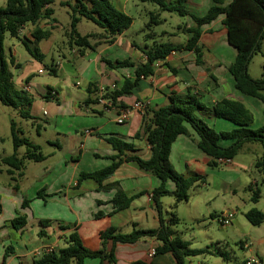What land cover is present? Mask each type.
<instances>
[{"label":"crops","instance_id":"1","mask_svg":"<svg viewBox=\"0 0 264 264\" xmlns=\"http://www.w3.org/2000/svg\"><path fill=\"white\" fill-rule=\"evenodd\" d=\"M185 5L192 14L204 16L213 3L211 0H186ZM122 9L121 11L127 13L125 5ZM224 18L225 16H221L203 27L200 44L203 46L205 65H198L196 56L191 51L173 52L167 60L155 63L153 76L139 81L129 94L115 103L105 99L104 93L112 91L113 85H116V89L121 88L127 78L134 80L135 68H111L104 60H130L139 65H143L148 60L140 50L141 47L125 39L126 32L117 37L113 44H101L97 50H88L83 56L80 55L79 49L71 48L68 43L69 50L59 48L56 52L59 57L52 59L48 72L51 73L50 68L55 70L56 78L62 72L64 78L60 81L51 83V81L38 80L37 76L42 74L39 72L40 68L35 67V73L27 71L18 77L17 81L14 79L15 84L20 88L25 83L29 85L31 89L29 94L32 96L34 92L39 93L40 99L34 101L32 108L37 107L40 112L43 110V114L48 112L49 115L53 111H55L53 114H60L62 110L68 109L72 117L78 118L79 122L68 129L55 127L54 131L59 136L55 146L59 152L66 151V153L59 160L51 162L48 156L45 161L39 162V165L44 164L43 168L39 174L36 171L33 177L35 183L29 188L26 189L24 183L25 180H29L27 160L21 170L23 176L17 183L12 181L8 173L9 168L0 169L1 174L5 171L11 178L10 183L0 182V264H4L6 250L9 251V256L5 264H33L44 252L60 251L68 246L69 236L76 231L85 246L96 251L101 248L100 233L109 226L117 229L121 234L141 229L156 230L160 227L151 192L159 188L162 182L155 175L139 169L135 162L124 163L114 176L105 182V184H119L129 196L144 192L128 209L114 213L115 207L112 203L116 194L114 189H99V184L91 179L78 185L81 172H95L112 163L110 157L116 152L107 141L111 135L134 143L135 150L132 154L144 159L150 158L151 146L147 141L144 138L134 139L143 123V113L134 111L127 124L117 123L119 111L131 107L136 101L147 102L149 107H160L168 104L172 95L185 97L189 94H198L205 106L212 109L219 100L227 98L243 102L254 116L255 113L263 115L261 120L255 119L254 129L264 125V103L260 99L246 96L234 86L235 80L230 69L236 62L238 52L228 44L227 29L222 24ZM160 21L163 24L166 19ZM57 22L53 24L52 35L39 44L45 56L55 55L53 39L57 35L55 32L60 29L59 21ZM51 24L50 20H43L37 26L30 24L21 31L20 37L33 41L31 34L38 26L48 29ZM192 26L191 17H187L184 29L188 30ZM186 33L189 40L190 34L187 31ZM163 36L171 38L175 35L165 32ZM13 39L18 40L15 37ZM187 40L178 43L168 40L167 43L185 44ZM12 64L15 67L21 66L16 58ZM75 77H78L76 81L73 80ZM90 85L98 90L95 96H90L88 93ZM72 87L76 88L75 91ZM49 88L53 90L51 93ZM47 96L49 98H46ZM90 97L93 100L86 103ZM197 115L206 123L207 120L213 121L214 128L219 132H228L237 128V125L230 121L207 115L202 111L197 112ZM60 126L63 124L60 123ZM38 127L41 128L42 125ZM188 128L190 135L178 136L174 142L170 162L180 174L192 172L201 175L209 169L210 158L199 149L198 134L191 127ZM88 129L92 131L91 134H86L85 131ZM60 138H63V141ZM220 144L229 147L233 144V140L222 139ZM254 146L246 145L242 151L244 154H252ZM52 156L56 157L55 153ZM255 161L256 159L252 160L253 164ZM226 165H230L233 170L243 169L235 159L231 160V164ZM17 176L18 173L15 174V177ZM17 184L19 189L14 188ZM167 187L170 191L176 189L173 181H169ZM26 199L33 201L28 208L23 207ZM260 210L264 212V209ZM18 212L27 216L28 223L25 227L16 228L12 222L18 216ZM100 212L103 216L96 218V214ZM42 221L51 223L43 225ZM65 226L71 228L64 229ZM262 226L264 227V223L258 228ZM160 246L161 243L154 238H146L136 244L120 243L116 247V264H133L137 261L177 264L170 253L150 256L151 251L157 252ZM241 247L252 250V240L245 238L241 242ZM109 249H112V244H109ZM258 256L264 262V258L259 254ZM86 264L109 263L100 259H87Z\"/></svg>","mask_w":264,"mask_h":264},{"label":"trees","instance_id":"2","mask_svg":"<svg viewBox=\"0 0 264 264\" xmlns=\"http://www.w3.org/2000/svg\"><path fill=\"white\" fill-rule=\"evenodd\" d=\"M89 5L79 2L72 7L70 31L67 34L68 45L71 48L79 49L83 56L88 50H97L101 44L111 45L117 37L122 36L134 22L133 17L120 11L115 7L111 0H88ZM213 5L204 16L192 14L186 7V0H141L143 3H155L161 6L165 12L177 13L187 18L191 17L193 26L186 30L190 34V39L185 44L159 43L151 48L140 49L146 56V63L136 64L130 60L106 61L111 68H135V79L127 78L121 88L104 93L105 99L117 102L120 98L129 94L143 78H149L155 74L154 66L158 61L167 60L173 52L191 51L195 54L197 64L205 65L203 60V46L200 40L203 35V27L211 24L221 16H225L222 24L227 29L228 44L238 52L236 62L231 67V72L235 80V88L248 97L260 99L264 103V67L263 75L260 79H253L249 74V66L254 56L262 50L264 44V0H211ZM56 0H6V6L0 7V103L9 108L19 111L24 119L35 120L31 114L35 97L28 91L18 87L14 82V73L9 69L5 59L4 35L10 32L11 37L23 41L32 57L39 62L43 61L44 54L39 48L41 41L48 39L52 35L53 24L58 23L54 18V7ZM66 2V6H69ZM82 19L93 22L104 30V34L90 33L82 35L78 31V26ZM152 19H157L153 16ZM43 20H50L51 27L48 29L39 26L31 34L33 41L22 39L20 33L28 25H39ZM161 21L158 20L157 23ZM95 41L94 43H92ZM139 48V47H138ZM15 58L12 56V63ZM52 75L55 70L50 68ZM53 91L49 88V93ZM90 96H95L98 90L93 85L88 88ZM46 98H49L47 96ZM92 97L88 102L92 101ZM98 101V100H97ZM202 111L207 115L222 118L237 125V128L228 132H217L215 129L202 120L197 112ZM255 116L246 108L243 102L223 98L219 100L212 109H208L202 102L198 94H189L185 97L172 95L169 97L168 104L164 106L148 107L143 114V123L134 139H145L151 146V156L144 159L132 154L135 144L126 142L123 139L111 135L107 141L116 152L110 159L112 163L95 172H81L78 178V185L83 181L91 179L99 184V189H114L116 194L112 200L115 207L114 213L128 209L133 201L142 196L144 192L129 196L119 184H105L116 171L126 162H135L139 169L155 175L161 180L159 188L151 192L152 200L155 203L160 227L156 230H135L128 234L118 233V230L109 226L100 233L101 248L93 251L85 246L78 232H73L68 238V246L60 251L44 252L33 264H86L87 259H100L102 262L108 261L109 264H116V247L118 244H136L146 238H154L161 243L157 248V255L172 254L177 264H185V257L198 256L201 252L190 249L188 242L174 236L173 225H177L179 220L175 212L166 221L163 215L164 206L162 199L165 196L175 198V208L182 202H188L190 192L198 186L205 184V177L195 174L193 177L185 178L180 175L170 162L171 148L174 142L181 135H190L191 127L199 136L198 146L201 151L210 158L209 167L217 168L219 160H233L246 145L259 143L263 146L261 156L255 161V168L261 176L264 185V125L254 129ZM11 131L13 136L14 154L4 157L3 162L9 168L8 173L12 181L16 182L23 176L21 170L25 166V161L43 162L47 156L42 153L41 146L32 143L27 137H22L23 133L12 123ZM233 140L229 147H223L221 140ZM25 146L26 151L21 157L19 149ZM18 176L15 177V174ZM173 181L176 189L170 191L167 183ZM19 184L15 189H19ZM248 190L252 192L251 201L258 203L262 190L257 183H252ZM30 200H25L23 207L28 208ZM103 214L97 213L96 218ZM246 220L253 226H260L264 223V212L258 208L249 210L244 215ZM16 228L25 227L28 223L27 216L18 212V216L12 221ZM51 222L42 221L43 225ZM71 228V226H65ZM112 244V249H109ZM224 259L229 258V254L221 252ZM9 256L6 250L4 264ZM133 264H152L146 261H137Z\"/></svg>","mask_w":264,"mask_h":264},{"label":"rangeland","instance_id":"3","mask_svg":"<svg viewBox=\"0 0 264 264\" xmlns=\"http://www.w3.org/2000/svg\"><path fill=\"white\" fill-rule=\"evenodd\" d=\"M66 2L70 3L69 6L65 5ZM79 2L89 5L88 0H56V3L53 5L56 12L54 13V17L59 21L60 29L55 32L57 35L53 39L55 42L53 46L55 55L45 56L42 62L35 61L22 40H14L10 36V32L5 33L4 56L9 69L14 73L15 81L18 80V77L27 73V71L35 73L34 67L45 70L44 74L37 76V79L40 81H51L53 83L64 78L62 72L56 78L52 73L48 72V68L51 65L52 59L59 57V54L56 53L59 48L69 50L67 34L70 31L71 14L73 13L72 7L78 5ZM111 2L120 11L123 10V5L126 6L125 10L128 15L133 17L134 22L126 31L125 39L136 43L141 49H146L145 47L147 46L151 48L154 44H159L160 42L167 43L168 40L174 43L187 40L186 29H184L187 24V18L177 13L165 12L158 4L143 3L141 0H111ZM5 6L6 0H0V7ZM153 16H156L157 19H152ZM161 19H166V22L163 24L157 23ZM78 31L82 35L90 33L104 34V30L86 19H82V22L78 26ZM165 32L167 34L173 33L175 36L166 38L163 36ZM12 56L16 58L21 66L15 67L12 64ZM263 67L264 44L262 50L254 56L249 66L250 76L255 80L262 78ZM77 79L78 77H75L73 80L76 81ZM74 89L72 87L73 91H75ZM39 96V93L34 92L35 101H39ZM30 112L33 116H37L35 120L24 119L20 116L18 110L0 103V169L6 170L8 168L4 164L3 158L14 154V140L11 131L12 123L23 133L22 137H27L32 143L41 146L42 153L47 157L49 156L50 160H52L51 162L59 160L66 153V151L59 152L56 148V139L59 136L55 133L54 129L55 127L68 129L72 125H76L79 119L72 117L68 109L62 110L60 114H53L55 112L53 111L51 115L48 112L43 114V110L40 112L37 107L32 108ZM262 118V114L258 115V113H255V119L261 120ZM60 123L63 126H60ZM207 124L210 128L215 129L213 121L207 120ZM38 125H42V127L39 128ZM215 130L219 132L217 129ZM60 139L63 141V138ZM126 142L131 143L128 140ZM252 145H255L252 154H244L241 151L234 158L243 169L233 170L229 167L230 165L222 163L217 168L209 167L205 173L201 174L205 177V184H198L190 192L188 202H182L175 208V198L173 196H165L162 199L165 220L168 221L174 212L176 218L179 220L178 224L172 227L175 231L174 236L188 242L190 249L201 252L198 256H186L185 264H246L248 259L256 255L258 256V254L264 258V227L258 228V226L251 225L244 216L253 208L264 209V185L261 182V176L256 170L255 164L252 162L253 159L261 156L263 146L259 143ZM25 151L26 147H21L19 149L20 156L24 155ZM53 153H55L56 157L52 156ZM26 162L29 180H25L24 183L27 189L34 185V174L36 171L39 174L44 164L39 165L36 162ZM180 175L189 178L195 174L184 172V174ZM253 181H256L262 190L258 203L250 200L253 193L248 190V186ZM0 182H11V178L5 171L3 174L0 173ZM228 208L235 210L237 214L232 224L224 227L218 220V214H222ZM245 238L252 240V250L241 247V242ZM221 252L228 253L229 258L224 259L220 255Z\"/></svg>","mask_w":264,"mask_h":264},{"label":"built area","instance_id":"4","mask_svg":"<svg viewBox=\"0 0 264 264\" xmlns=\"http://www.w3.org/2000/svg\"><path fill=\"white\" fill-rule=\"evenodd\" d=\"M39 72H40V74H43V73H45V70L40 69ZM76 85L79 86L80 84L76 83ZM22 89H24L25 91H28L29 93L31 90L29 85H27L26 83L22 85ZM112 89L113 90L116 89V85H113ZM148 107H149V105L147 104V102H142V101L137 102L136 101L135 103L132 104L131 107L121 109L119 111L118 118H117L118 125L127 124L129 122V120L131 119V116H132L134 111L141 112L144 114V112L146 111V109ZM85 132H86V134L92 133V131L90 129L86 130ZM219 162L222 164H231L230 159H228V160L220 159ZM236 214L237 213L235 210H227V211L223 212L222 214L218 215V220L222 226L227 227V226H230L232 224L233 219L235 218ZM248 247H250V246L248 245ZM155 255H157V252L152 250L150 253V256L154 257ZM246 264H264V262H262V259L256 255V256H253L252 258L248 259L246 261Z\"/></svg>","mask_w":264,"mask_h":264}]
</instances>
